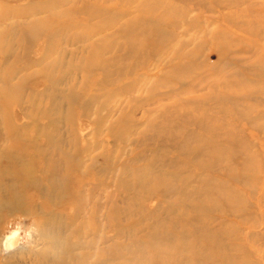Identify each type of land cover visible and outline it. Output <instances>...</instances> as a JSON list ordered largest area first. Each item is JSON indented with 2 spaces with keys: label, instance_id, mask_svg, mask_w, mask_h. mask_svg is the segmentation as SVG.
<instances>
[{
  "label": "rangeland",
  "instance_id": "1",
  "mask_svg": "<svg viewBox=\"0 0 264 264\" xmlns=\"http://www.w3.org/2000/svg\"><path fill=\"white\" fill-rule=\"evenodd\" d=\"M107 195L118 263L185 234L186 264H264V0H0V241L19 240L0 264L74 243L94 263ZM50 216L66 236L46 238Z\"/></svg>",
  "mask_w": 264,
  "mask_h": 264
},
{
  "label": "bare ground",
  "instance_id": "2",
  "mask_svg": "<svg viewBox=\"0 0 264 264\" xmlns=\"http://www.w3.org/2000/svg\"><path fill=\"white\" fill-rule=\"evenodd\" d=\"M166 15V14H165ZM157 23V22H156ZM134 31V30H133ZM160 42V41H159ZM158 43V42H157ZM9 85V84H8ZM14 90V89H13ZM11 91V90H10ZM4 92V91H3ZM7 92V91H6ZM8 93V92H7ZM4 94V93H2ZM6 94V93H5ZM8 97V96H7ZM16 98V96H14ZM13 98V97H12ZM5 100V99H4ZM7 101V100H6ZM210 129L206 130V136L207 139L209 138L210 136ZM212 135H215L214 133L211 134ZM222 135V134H221ZM10 139L12 141V138L11 136H9ZM18 137V136H17ZM16 137V138H17ZM23 137V136H22ZM49 139L51 137H48ZM18 139V138H17ZM56 139V138H55ZM205 139V138H203ZM14 140V139H13ZM202 138H198L197 142H201ZM50 141V140H49ZM228 142V140H226ZM34 142V141H33ZM48 146V145H47ZM60 147V146H59ZM181 147V146H180ZM58 148V147H57ZM204 148V152L207 150V146L203 147ZM10 149V148H9ZM14 149V148H13ZM61 149V148H59ZM44 150V149H43ZM62 150V149H61ZM10 151H13L12 149H10ZM58 151V150H56ZM203 152V153H204ZM59 153V151L57 152ZM226 153V152H225ZM200 154V153H198ZM197 153H191V159H196L198 156ZM207 156L205 155V159L203 161H207L208 158L211 159V157H209V153H206ZM218 154V151L216 152H213V156H214V160L213 162L214 163H220L221 159L217 156ZM49 155V154H48ZM189 155V154H188ZM198 155V156H197ZM211 155V154H210ZM58 156V155H57ZM207 159V160H206ZM63 161V160H61ZM65 162V161H64ZM197 162V161H196ZM212 162V164L210 165H201L200 168H202L203 166H205L206 170L210 169V166L214 169V163ZM208 163V162H207ZM211 163V162H210ZM65 165V164H64ZM56 168V167H55ZM89 168V167H88ZM87 168V169H88ZM63 169V168H62ZM61 170V169H60ZM62 171V170H61ZM88 171V170H87ZM207 171V172H208ZM60 172V171H59ZM22 173L19 171H14V175L18 176V175H21ZM51 177L49 179V181L47 183H44L45 184V188L44 186H42V183L40 184V187H43V193L45 196H43L44 198H47V199H51L53 197H58L56 195V192H57V188H56V174L55 172H51ZM10 174L8 172L4 173L2 176H9ZM149 175V174H147ZM160 177H165L163 174L162 176ZM146 178V177H145ZM159 180V178H158ZM64 181V180H63ZM10 182V181H9ZM8 182V183H9ZM37 184H39V182H36ZM62 185H65L64 183H61ZM90 196L89 198L92 199V197L94 196L95 192L97 191V189H102L104 190L106 188V185L104 184L103 186L101 185H96V184H90ZM11 188V186H10ZM144 188V187H142ZM162 195L166 197L167 195V190L166 191H163L162 192ZM106 198V202L104 204L105 206V214L104 216L102 217V223H100L97 219L98 217V212L100 210V204H97V203H94L92 208L90 209V215H89V224L91 223L92 225H89L87 227V230H83L86 232H88L87 234H89L90 236L93 237V239L88 242V248H94V250H96V254H95V261L94 263L92 264H122V263H118L116 261H119L121 260L123 257H124V253H122L119 249V253H118V256H117V259L116 260H113L112 257H111V246L109 247V238H108V223L110 222L112 216H111V212L109 211L110 208H109V197L108 195L105 197ZM226 200V199H225ZM100 203V202H99ZM116 218V217H114ZM63 219V218H62ZM61 218H58L55 216H50V219H49V222L50 224H47V227L46 230H44V235L47 237H58L59 235L62 237V236H66V232L64 230L61 231L60 233V230H55V226H53L52 224H54V221H62ZM70 221V224L67 225L66 227V230L68 228H70L69 225H71L72 221H74V218H72ZM68 221V223H69ZM202 223V221H198V223ZM94 224V225H93ZM194 226V225H193ZM94 229V231L92 232V230ZM97 229V230H96ZM205 229V228H204ZM153 230V228L150 229L149 233ZM123 231V230H122ZM122 231L118 230L117 231V235L120 237L122 235ZM196 231V230H195ZM198 231V230H197ZM102 232L103 235L100 237V240H99V243H97V240L96 238L99 236V233ZM98 233V234H97ZM124 233V232H123ZM74 234H77L75 231H74ZM207 241H211V243H213L215 246V248L218 249L217 246H219L218 244V241L214 240V239H211L210 237H207V236H204ZM149 238H150V244H145L144 246V251H138V255H136V257L139 259H145L147 262H144V264H157V263H149V260L153 259L154 257L156 258H159L160 260H162V263H158V264H164V257H168V254L169 256L171 257L173 255L176 256V258H179L180 260V263L179 264H186V263H189V262H194V259L197 258L196 254H192L193 256H191V258L187 259V261H185V259H183L184 255H186L185 253V249H184V245H185V241L187 240L188 236H186L185 234L181 237V240L179 241V245H180V248L178 247V249L175 251V252L171 255L170 252L167 251V249L170 248V243L174 244V240H172L171 238L168 237H165V235H162L160 237H157V236H154V235H149ZM164 238V239H163ZM175 238V237H174ZM23 239V238H22ZM176 240V239H175ZM18 238L15 234V232H11L9 235L7 236H4L2 237V240L0 241V246H1V249L2 251H5L6 253L10 254L13 252V249L12 248H15V246L18 244ZM70 241V239H69ZM73 242V241H72ZM192 242V241H191ZM160 245V248L161 246H166V250H162L160 249L158 246ZM191 246H194L193 242L190 243ZM92 246V247H91ZM137 243L134 244L133 243V247L137 248ZM83 247V244L81 243H74L72 244L71 246H66V247H61V246H58L57 244H52L51 248L52 249H56L58 250L57 253L55 252H44L42 254V256L40 257L41 260L38 261L37 264H78L76 263L77 261L80 260V258L78 257H75L74 255V251L75 250H78V249H81ZM132 247V250H134V248ZM139 247H141V245H139ZM137 250V249H136ZM142 250V249H141ZM135 251V250H134ZM36 253V252H35ZM7 254V255H8ZM40 254V253H39ZM38 254V255H39ZM130 254H133L132 252ZM32 255V254H31ZM97 255V256H96ZM40 256V255H39ZM92 255H88L87 259H86V262L91 259ZM34 256H32L31 260L33 259ZM39 259V257H38ZM209 260H210V257H209ZM196 261V260H195ZM3 262V261H2ZM24 263V262H23ZM84 264H90V263H84ZM134 264H140L138 262L134 263Z\"/></svg>",
  "mask_w": 264,
  "mask_h": 264
}]
</instances>
